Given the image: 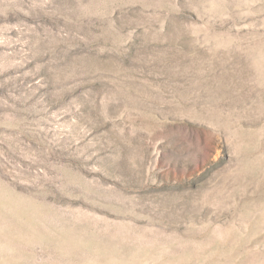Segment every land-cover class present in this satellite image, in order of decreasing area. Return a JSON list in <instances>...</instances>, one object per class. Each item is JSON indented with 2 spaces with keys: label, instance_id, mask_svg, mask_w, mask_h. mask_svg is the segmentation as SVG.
Wrapping results in <instances>:
<instances>
[{
  "label": "rangeland",
  "instance_id": "rangeland-1",
  "mask_svg": "<svg viewBox=\"0 0 264 264\" xmlns=\"http://www.w3.org/2000/svg\"><path fill=\"white\" fill-rule=\"evenodd\" d=\"M0 264H264V0H0Z\"/></svg>",
  "mask_w": 264,
  "mask_h": 264
}]
</instances>
